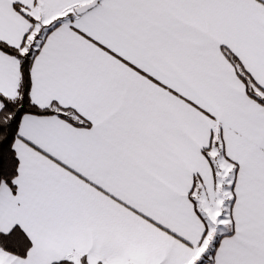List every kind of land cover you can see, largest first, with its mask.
<instances>
[{"label":"snow or ice","instance_id":"6c2138e0","mask_svg":"<svg viewBox=\"0 0 264 264\" xmlns=\"http://www.w3.org/2000/svg\"><path fill=\"white\" fill-rule=\"evenodd\" d=\"M0 264H264V0H0Z\"/></svg>","mask_w":264,"mask_h":264}]
</instances>
